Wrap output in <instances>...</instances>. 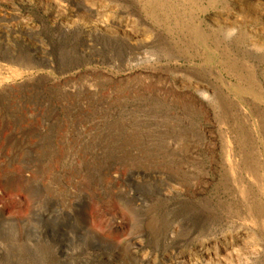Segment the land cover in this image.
<instances>
[{"label":"rangeland","instance_id":"obj_1","mask_svg":"<svg viewBox=\"0 0 264 264\" xmlns=\"http://www.w3.org/2000/svg\"><path fill=\"white\" fill-rule=\"evenodd\" d=\"M253 151L264 0H0V264H264Z\"/></svg>","mask_w":264,"mask_h":264},{"label":"bare ground","instance_id":"obj_2","mask_svg":"<svg viewBox=\"0 0 264 264\" xmlns=\"http://www.w3.org/2000/svg\"><path fill=\"white\" fill-rule=\"evenodd\" d=\"M196 46V43L193 44V47ZM240 69H236L235 73L236 74H240L241 72V67H239ZM16 121V120H15ZM19 121V120H18ZM24 122V121H23ZM18 125V124H17ZM254 152V151H253ZM252 154V153H251ZM256 155V152H254L252 154V156L250 155V159H252L250 162H249V165H248V170H247V176L249 177V180L252 182V184L254 186H256L259 190L261 191H264V159L262 160L260 158V155L258 154L259 156V159H258V156L257 157H254ZM264 156V155H263ZM252 157V158H251ZM250 188V187H249ZM253 189V188H252ZM249 190V189H248ZM250 191V190H249ZM260 191V192H261ZM256 192V191H255ZM261 193H264V192H261ZM255 194V193H254ZM250 198V197H249ZM255 201V200H254ZM261 203V202H260ZM264 214V212H262ZM261 219V218H260ZM263 219V217H262ZM254 220V219H252ZM255 221V220H254ZM253 221V222H254ZM262 222L264 220H261ZM252 222V221H251ZM260 222V221H259ZM260 222V223H262ZM255 224V223H254ZM263 224V223H262ZM261 224V225H262ZM260 225V224H259ZM258 226V225H257ZM251 229V228H250Z\"/></svg>","mask_w":264,"mask_h":264}]
</instances>
